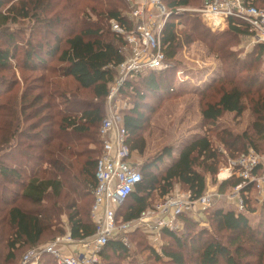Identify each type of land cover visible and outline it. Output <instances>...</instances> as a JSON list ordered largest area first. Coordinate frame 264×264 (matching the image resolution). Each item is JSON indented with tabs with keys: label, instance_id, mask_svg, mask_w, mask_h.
I'll return each mask as SVG.
<instances>
[{
	"label": "trees",
	"instance_id": "obj_1",
	"mask_svg": "<svg viewBox=\"0 0 264 264\" xmlns=\"http://www.w3.org/2000/svg\"><path fill=\"white\" fill-rule=\"evenodd\" d=\"M11 1L0 0V38L3 39L0 40V70L10 69L12 64L22 69H36L57 55L65 64L61 75L72 78L76 89H89L93 98L88 101L77 91L67 93L52 82L53 88L47 95L50 100L43 102L42 93L28 97L30 90L26 89L20 100L14 99L7 107V126L5 115L0 114V264H20L26 251L40 249L57 236L69 234L81 239L94 233L95 225L90 217L91 188L101 149L96 157L89 145L98 141L101 144L99 126L105 114L109 86L115 79V66L131 51L124 34L111 31L113 40L110 41L105 28L111 26V21L126 30L132 28L121 8L128 6L124 0ZM247 1L264 7V0ZM163 2L173 14L161 34L166 60L170 62L186 44L200 41L223 63V77L213 80L202 93L205 99L202 120L215 124L225 112L240 117L248 99L254 116L251 125L236 135L222 130L219 140L230 151L243 149L246 153L250 148L255 152L264 151V87L255 86L258 78L254 71L257 58L264 53V45L257 44L258 57L250 54V61L243 63L231 49L229 36L250 35L246 23L230 17L228 29L215 35L203 25L198 13L177 14V7L188 6L190 0ZM18 20L31 22L28 35H24L26 49L21 51L20 60L16 35L7 27ZM213 22L218 30L226 25L222 16ZM176 69V64L170 63L161 71L147 70L127 78L122 86L123 95L132 103L123 113L131 151L143 153L145 141L141 131L147 121L144 114L149 106L147 100L174 93ZM14 85L11 80L0 79V96L4 87L10 92ZM24 109H32L33 114L27 117L31 116L34 121L21 128L19 114ZM96 134L99 140L95 139ZM162 152L140 167L141 181L124 203L115 208L117 220L138 218L149 207L152 193L159 191L161 196L169 193L174 181L185 186L191 198L200 197L206 189L205 173L215 176L220 162V152L213 147L208 134L188 142L172 163L158 173L157 164L173 153L170 147ZM240 181L234 175L221 181L218 191L223 193ZM244 191L249 195L243 211L219 207L210 212L211 232L197 229L187 235L163 228L160 237L170 240L171 245L156 250L145 243L147 236L142 235L136 241L137 246L151 248L159 264H264V201L257 208L252 185ZM257 209L259 218L252 225L249 218ZM180 219L185 226H194L189 216L182 215ZM140 232L145 233L140 228L134 229L129 237ZM21 250L25 251L17 260ZM128 250L120 239L109 240L100 252L103 264H120L119 260L128 257ZM37 264H57V261L52 254L40 251Z\"/></svg>",
	"mask_w": 264,
	"mask_h": 264
},
{
	"label": "built area",
	"instance_id": "obj_2",
	"mask_svg": "<svg viewBox=\"0 0 264 264\" xmlns=\"http://www.w3.org/2000/svg\"><path fill=\"white\" fill-rule=\"evenodd\" d=\"M124 1L135 6L130 12L132 28L126 30L116 21H111V26L116 33L126 34L131 51L115 66L118 74L109 86L106 112L99 127L101 153L96 162L95 183L91 188L93 203L90 211L95 231L81 239H74L69 234L57 236L40 249L28 250L20 264H37L40 251L52 254L57 264H102L100 252L109 240L120 239L128 247V235L134 228L153 231L156 233L154 240H158L163 228L179 229L178 220L182 215L208 210L214 200L222 197L219 191H207L198 198H191L190 193L170 194L154 210L143 211L136 219H116L115 208L124 203L142 178L141 163L132 159L127 142L128 134L123 124L127 105L122 103L125 97L121 88L129 77L147 70L161 71L170 66L161 43V34L171 12L167 11L161 0ZM148 6H157L160 14L165 15L160 23L155 16L146 13ZM198 12L210 18L222 16L226 26L230 17H236L247 24L255 43L264 45V7L251 5L247 0H203ZM234 175L241 181L232 187L227 198L234 201L237 211H243L246 207L245 199L249 192L242 190L249 184L258 196L256 200L264 201V155L250 148L247 153L228 159L227 165L217 174V179L221 182Z\"/></svg>",
	"mask_w": 264,
	"mask_h": 264
},
{
	"label": "rangeland",
	"instance_id": "obj_3",
	"mask_svg": "<svg viewBox=\"0 0 264 264\" xmlns=\"http://www.w3.org/2000/svg\"><path fill=\"white\" fill-rule=\"evenodd\" d=\"M16 1L17 0H13L11 2L15 3ZM190 1L191 2L188 6L177 7L176 10L178 12V15L190 12L198 13L203 25L208 29L209 32L215 35L223 34L228 29V25H225L223 29L219 30L214 27L215 25L213 24L215 23H212V20H216L217 16L210 18L198 12V9L201 7L203 0ZM161 3H164L163 0H161ZM165 3L167 4V1H165ZM165 3L163 4V6L167 9ZM133 7L135 6L129 3L128 6L126 5L121 7L123 9V14L128 19L130 24L132 23L133 19L130 15L131 9ZM167 11L170 12L169 9H167ZM146 13L148 15L155 16L159 23L165 17V15L160 14V10L157 6H148ZM172 15L173 14L170 13L167 17V20H169V17H172ZM94 19L95 18L92 17V20ZM30 24L31 22L29 20H18L16 23H12L7 26L8 30L12 33H15L16 35V43L18 48L20 49L17 52V59L19 60L22 57L21 51L26 49L24 45L26 43L24 35H28L27 27ZM105 31L107 39L112 41L113 35L111 31L115 32L114 30H112V26H108L107 28H105ZM253 38L254 36L252 34L229 36V39L232 42L231 49L236 53L237 57L243 63L250 61V54H252V56L254 57L257 56V43H255ZM0 40L3 41L2 38H0ZM257 59L258 60H256L255 62V66L257 68H255L254 71H257L256 74L258 79L255 83V86L261 84L260 87H264V53ZM170 63L176 64L177 66V69L174 73V75H176L174 93L172 95L162 96L161 98L155 97L156 100H147L149 106H147V108H145L146 110H144L147 121L144 125V129L141 131V135L143 136L145 141V149L142 154L137 151H132L131 157L133 160L139 161L142 166L145 162H150L159 157L163 153L162 151L164 148H172V157H164L162 162L157 164L156 170L158 171V173H160L172 163V159L174 157L178 156L183 146L199 136L208 134L211 141L213 142V147L218 152H220V162L217 165L218 169L215 176H211L205 173L206 189L204 193H206L207 191H218L220 180L217 179V174L219 173V171L227 165L228 159L235 158L236 156L244 153L243 149L239 151H230L228 147L224 146L220 142L219 139L222 136V130H228L235 135L241 134L253 122L254 116L252 114L251 105L249 104L248 99L245 100L246 108L240 117L235 116L233 113L225 112L215 124L203 121L201 108L203 107L205 99L202 98V93H204L207 87L211 85L213 80L219 77H223L224 71L222 61L217 56V54L209 50L204 43L200 41H193L190 44H186L185 46H183L177 52L176 56L169 62V64ZM13 65H16V67H14ZM64 66L65 64L60 62L57 59V55H55L52 59H47L44 66L37 67L36 69H22L17 64H12V68L4 71L0 70V79L11 80L12 83H15L10 92L7 91L9 90L7 86L4 87L3 93L0 96V114L5 115L4 121L6 123V126L8 122V117L6 115L7 107L11 102H14V99L20 100L21 93L26 89L30 90L28 97L36 93H42V101L45 102L47 100H50L47 95L51 92L53 88L52 82H54L55 86H59L67 93H73L74 91H77L80 97H83L88 101L92 100L93 97L89 89L78 90L76 89V83L72 80V78H64L61 75V69ZM117 74L118 72L116 71L115 77L117 76ZM28 100L29 98H27L26 101ZM123 100L122 103L127 105V108L125 110L132 106L130 99L125 97ZM52 101L54 103V100ZM49 111L50 110H46L45 112L49 113ZM120 113L121 112H119V114ZM28 114H33L32 109H24L20 112L19 115L20 119L22 120L20 124L21 128L27 127L26 125H29L30 123H32V121H34V119H31V116L29 118L27 117ZM26 117L27 120H24ZM1 123L3 124V121ZM42 125L45 126L47 125V123H43ZM95 139L99 140L97 134L95 135ZM89 148L93 150V155L97 157L101 149V144H99V141L97 144L91 143L89 145ZM231 153L234 154L231 155ZM257 153H259L260 155H264V151ZM231 190L232 187H227L226 190L222 193V197L220 199L214 200L212 206L207 211H191V215H189V217L194 224L192 228H189L188 225L185 226L183 220L179 218L178 221L180 222V227L178 230H176L177 234H182L185 232L187 233V235H189L197 229H207L209 232H211L212 228L210 226V212H212L213 209L220 207L223 210H236L234 201L227 198L229 197ZM188 193L189 192L185 186H183L178 181H174L172 189L169 193L162 196L160 195L159 191H154L152 193L150 197L149 207L146 210H154V208L159 203L163 202L164 199L170 194L186 195ZM252 196L253 200H255L256 207L259 208L263 200H256L257 195L255 192L252 194ZM258 218L259 213L257 209L256 213L250 215L249 219L251 224H256ZM145 233L143 234L142 232H140L136 233L134 236H132V238L129 237L128 257L119 260L120 264H159V261L154 259V255L150 250L151 248H141L137 246L136 241H140L142 235H145L147 236L145 243H148L156 250H160L165 245H171L172 243H170V240L161 237H158V240H154V235L156 233H154L153 231H145ZM24 251L25 250H21L17 253V260L22 256ZM162 259L165 258L163 257ZM101 263L103 264L102 259Z\"/></svg>",
	"mask_w": 264,
	"mask_h": 264
},
{
	"label": "crops",
	"instance_id": "obj_4",
	"mask_svg": "<svg viewBox=\"0 0 264 264\" xmlns=\"http://www.w3.org/2000/svg\"><path fill=\"white\" fill-rule=\"evenodd\" d=\"M63 221L65 222L66 221V218L65 217H63ZM145 230V229H144ZM67 231H68V229H67Z\"/></svg>",
	"mask_w": 264,
	"mask_h": 264
}]
</instances>
